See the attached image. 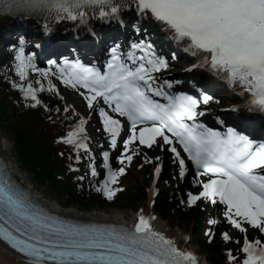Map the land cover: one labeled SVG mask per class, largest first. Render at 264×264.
Returning a JSON list of instances; mask_svg holds the SVG:
<instances>
[{
	"label": "snow or ice",
	"instance_id": "6c2138e0",
	"mask_svg": "<svg viewBox=\"0 0 264 264\" xmlns=\"http://www.w3.org/2000/svg\"><path fill=\"white\" fill-rule=\"evenodd\" d=\"M132 5L141 15L150 14L165 25L178 42L187 41L185 52L203 54V63L209 64L214 74H223L232 85L239 83L253 97L256 110L264 112V0H0V12L27 10L44 14L45 30L50 32L53 24L64 21L86 27L89 18L123 26L122 13ZM24 43L21 38L15 49L12 71L19 83L10 81L12 87L30 99L29 107L42 106L45 110L47 106L38 93L47 90L58 96L53 78L78 91L90 110L89 116L85 119L73 109V116L79 118L60 142L74 149L77 163L84 158L89 160L92 177L99 173L85 127L91 113L99 117L113 149L124 128L116 117L128 122L129 135L118 160L121 165L127 161V165L114 170L109 152L104 151L102 166L106 175L95 186L96 192L112 200L116 191L122 189L114 190L111 185L131 165L130 146L136 142L149 149L155 146L173 154L181 179L188 175L187 162H191L193 187L199 186L202 191L198 195L187 194L188 206L201 200L222 205L225 219L234 228L247 233L250 227L264 235V144L256 146L232 128L222 135L199 123L197 118L205 113L197 111L200 102L196 98L170 95L156 83L154 74L169 64L151 44L132 42L127 51L114 45L103 70L78 62H65L58 67L53 64L45 70L35 64V54H26ZM30 74L48 80L47 89L40 79L32 80ZM172 86L166 82V87ZM209 99L204 97L203 102ZM134 154L140 153L134 150ZM156 159L159 161L160 157ZM160 171L157 167L156 174ZM152 219L155 217L141 214L132 228L85 226L59 220L36 212L0 174V242L21 254L26 264H198L192 253L177 248L172 240L155 231ZM205 235L211 243L214 233L209 230ZM222 238L229 240L227 233ZM245 241L240 249L244 258L230 251L229 264H264V242L259 238L249 242L247 236Z\"/></svg>",
	"mask_w": 264,
	"mask_h": 264
},
{
	"label": "trees",
	"instance_id": "16d2710c",
	"mask_svg": "<svg viewBox=\"0 0 264 264\" xmlns=\"http://www.w3.org/2000/svg\"><path fill=\"white\" fill-rule=\"evenodd\" d=\"M4 59L6 57L0 53V123H6L7 133L14 138L21 167L31 172L39 185L46 187L61 199H70L72 206H81L86 212L102 211L107 206L112 209H137L149 199L147 187L133 175L135 183L132 189L128 192L116 191L110 201L103 199L99 194L86 192L83 185L92 177L88 169L89 161L84 158L77 163L74 149L60 142L78 117L73 116L70 108L65 112L66 107L62 99L51 92L38 93V98L48 110L42 106L29 107L30 99H25L20 91L12 87L10 81L16 80L19 83V80L17 76L9 73ZM30 78L39 79L35 74H30ZM81 156H84L82 152ZM158 156L159 152L153 153V157ZM164 164V174L160 180L161 191L155 201L156 210L164 219L177 215L197 243L206 250L213 264H229L230 251L242 258L244 254L240 249L245 245V236L253 240L257 237L258 230L249 228L248 234L241 233L220 214L221 210L216 206L210 213L207 211L209 206L202 203L188 206L187 201L180 198L183 192L180 191L176 166L173 165L170 155L165 154ZM153 166V163H146L142 169L147 178ZM128 170L126 174H129ZM80 177L84 179L81 180ZM118 188L120 189V186L116 187ZM211 216H218L217 224L209 225ZM209 230L214 233L211 243L205 235ZM224 233L229 236L227 242L222 238Z\"/></svg>",
	"mask_w": 264,
	"mask_h": 264
},
{
	"label": "rangeland",
	"instance_id": "374dc122",
	"mask_svg": "<svg viewBox=\"0 0 264 264\" xmlns=\"http://www.w3.org/2000/svg\"><path fill=\"white\" fill-rule=\"evenodd\" d=\"M135 6V5H134ZM128 12V13H126ZM134 14H138V11L136 10V8L134 10H129V11H125L124 14L128 15H133ZM149 17V16H148ZM147 21H151L149 18L145 19ZM154 23V22H153ZM28 30H29V35L26 37L25 35V31L22 33L20 31L11 33L10 35V40L12 39V41H10V45L8 47H6V45H0V52L2 54L7 53L9 55V59L10 60H14V56L16 55V53L12 50V46L14 45L13 42L16 41V38H18V43L20 42L21 38L24 39L25 43H24V48L25 51H28L27 46L29 45V43H34V40H37L36 38H39L40 36V29H41V25L36 22V21H30V22H25L24 24ZM134 25V24H132ZM131 24L128 25V29L130 28L132 31H137V33H140V26H132ZM137 25H140V22H137ZM3 26H8L9 28L12 26L8 21L6 22H2L0 23V31L1 28ZM134 28H132V27ZM148 27H145V29H147ZM65 29H68L65 28ZM12 30H14L12 28ZM9 34V33H8ZM28 39V40H27ZM16 41V42H17ZM12 43V44H11ZM11 47V48H10ZM11 51V52H8ZM174 55H173V62H171V64H169L168 70L170 69V74H175V73H180V71L185 70V68H187L189 65H191V63H193V60L189 57V56H179L178 58V53H176L175 51H173ZM35 54V53H33ZM187 60V62H186ZM39 61V56L35 55V62L38 63ZM169 76V75H168ZM52 83L55 85L56 90L59 91L63 97V99L65 100V104L69 107H72L73 109H75L76 112H82L84 115H86L87 117L89 116V110H87L86 107V102L83 100V98L72 88L65 86L64 84H62L58 79H53ZM46 86V85H45ZM46 88V87H45ZM67 88V89H65ZM217 94H215V96L217 98H221L222 99V103L223 106L225 105V107H229L230 104V100H232V98H228L226 96V93H224L221 90H217L216 91ZM217 102H215L214 108H212L213 110H217L218 112L220 111L217 107L222 106L219 104H216ZM88 111V113H87ZM91 122L87 125V133L89 134V136L91 137L92 140H95V138L97 136L101 134H103V131L100 127V122L95 118V116L91 113ZM6 123H0V130L2 131L4 137L7 139V141L11 144L12 146V158L14 159V162H16V166L20 168L21 173L23 175H25L28 179H29V183H30V187H35L38 192L37 195L41 198H44V200L50 201L54 204H66L65 209H76L80 212L83 213H106V214H121L123 215L127 222L133 221L134 217L136 215H138L141 211V209H148L152 212L153 215L158 216L162 219V214L159 213V211L156 210V208H154L153 203H149V201H146L144 203H142L137 209H112L111 206H107L106 209L99 211V210H94L91 212H86L84 211V208H82L81 206H72V202L70 199H61L60 197H58L55 193L47 190L46 187H43L42 185H39L36 181H35V177L32 175L31 172H27L25 171L21 166L22 164L19 162V157L16 153L15 150V146H14V138L7 133L6 131ZM97 129H101L100 131H97ZM129 135V134H128ZM132 146H134L132 149L137 147H142L141 145H139L138 142H136L135 144H133ZM154 150H156L157 152L161 151L158 147L153 148ZM119 150H117L116 153H118ZM167 151V150H165ZM164 152V151H163ZM142 165V162L140 161L139 163L133 165L132 167V175L139 179V181L143 184H145L147 187H149L148 189H150V187H152L153 185V178L148 180L147 179V175L144 174L141 170H140V166ZM130 175L126 176L124 181H123V189L125 190V192H128L129 190L132 189L133 184L135 183L132 179V177H130ZM192 178L193 176H190L189 174L184 178L181 179L180 181V186L186 190L189 191L193 194H199L202 191V188L199 186L193 187L192 184ZM158 191H161V188H159L158 186ZM69 202V203H68ZM71 202V203H70ZM68 203V204H67ZM74 204V203H73ZM167 225H169L170 228L175 229V230H183L186 234H188L193 242V247L194 249L197 251V254L204 257L205 259L211 261V258L208 256L206 250L200 246L195 237L189 232V229H187V227L179 221V218L177 215H173V216H169L167 219H162Z\"/></svg>",
	"mask_w": 264,
	"mask_h": 264
},
{
	"label": "bare ground",
	"instance_id": "6f19581e",
	"mask_svg": "<svg viewBox=\"0 0 264 264\" xmlns=\"http://www.w3.org/2000/svg\"><path fill=\"white\" fill-rule=\"evenodd\" d=\"M134 10L135 6L132 5L130 10ZM150 15V14H148ZM145 17V15H142ZM7 22L5 18L0 17V23L2 22ZM30 20H27V18H24V24L25 22H29ZM160 23V22H159ZM160 26L163 27V29L166 31V33H169L170 37L174 38V33L171 32L165 25L160 23ZM97 27V26H96ZM12 28L14 30H17L16 26L15 27H8V26H3L1 29L3 30L2 34H0V45H3L5 41L4 34L5 33H12ZM55 27H52V31L49 32L51 34V37L53 38L54 33H55ZM10 37V35H8ZM75 41V40H72ZM84 41L87 42V49L94 48L98 46L101 43H104L103 41H97L94 38H88L86 36L84 38ZM79 42V41H78ZM181 51L180 54L183 56L189 55L195 59H197L198 53L196 56H193L190 52H185L184 48L187 46L188 42H178L174 38L173 42ZM19 46V43H15V47L12 46V50L15 52V49ZM11 48V47H10ZM102 50L103 47L101 46ZM10 52V51H8ZM16 53V52H15ZM177 73L174 74V76ZM213 76V77H212ZM206 82L211 83L214 85L217 90H221L224 93L227 94L230 98H233L234 100L238 97L237 95H243L244 92H247L245 89H243L239 83L232 85L230 84L226 79L223 74L220 73H213L210 72V75H207L206 77ZM202 84H204L202 82ZM243 100V99H241ZM227 114V117L229 116V119L226 118L225 121L227 124L230 123V121H239L244 124L248 123L249 127L251 129L252 134L257 138L261 139L264 138V113L261 111H255L252 113L253 114H248L246 109L241 105L238 107H235L233 109L225 111ZM0 151L3 155V157L6 159L9 165L10 171L19 179L21 183L26 185L27 188H30V183L29 179L21 173V170L19 167L16 166V162H14V159L12 158V146L11 144L7 141V139L4 137L2 131L0 130ZM36 197L43 202L45 206L48 208L54 210L55 212H60L63 216L65 217H70L74 218L77 220H83V221H94V222H109V223H114V224H127L131 225L132 221L127 222L126 218L121 215V214H106V213H83L80 212L76 209H61L57 204H54L50 201L44 200V198L39 197L36 195ZM147 212V211H145ZM155 219H153L152 225L153 229L157 231L158 233L164 235L166 238L172 240L174 244L177 246L181 247L183 250L188 251L192 253L195 257L198 259H204V257L200 256L197 254V251L193 247V242L191 237L186 234L183 230H175L169 227L160 217L154 216ZM0 264H25L22 260L18 258L17 254H14L13 251L9 250L6 248L2 243H0Z\"/></svg>",
	"mask_w": 264,
	"mask_h": 264
}]
</instances>
